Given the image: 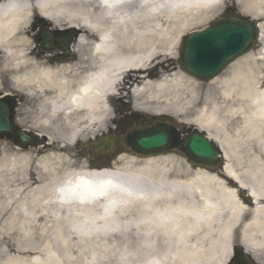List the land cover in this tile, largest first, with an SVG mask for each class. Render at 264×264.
Masks as SVG:
<instances>
[{
	"label": "bare ground",
	"instance_id": "1",
	"mask_svg": "<svg viewBox=\"0 0 264 264\" xmlns=\"http://www.w3.org/2000/svg\"><path fill=\"white\" fill-rule=\"evenodd\" d=\"M219 8L215 0H0V97H17V122L47 137L36 150L0 157V264L13 251V264H85L119 247L135 253L129 264H195L207 248L227 258L236 239L264 264V172L247 186L228 163L264 141L258 58L237 59L210 88L177 62L180 38ZM42 30L71 32L68 52L45 50ZM124 97L133 110L179 117L205 133L240 188L189 165L184 178H171L170 154L124 150L113 169L75 158V145L113 133V107ZM110 138L118 143L117 133ZM10 218L19 220L9 226L15 233L5 231ZM49 218L59 222L53 235L29 232Z\"/></svg>",
	"mask_w": 264,
	"mask_h": 264
},
{
	"label": "water",
	"instance_id": "2",
	"mask_svg": "<svg viewBox=\"0 0 264 264\" xmlns=\"http://www.w3.org/2000/svg\"><path fill=\"white\" fill-rule=\"evenodd\" d=\"M230 24L240 34L242 39L225 46H210L204 43L206 35L216 32L225 24ZM259 21L250 16L238 13H225L213 21L209 26L196 30L183 38L180 51L181 68L193 77L208 81L220 74L231 62L248 53L257 45L261 32ZM61 41V43H60ZM57 41L49 32L43 33V47L48 50L59 46L65 50L71 37ZM203 47V55L193 65L188 62L183 52L190 45ZM16 102L12 98L0 99V139H10L23 148L36 146L46 142V137L40 138L34 133L22 130L15 124ZM103 146L98 147L101 151H108L109 147L115 148L109 139H103ZM126 144L136 153L143 156L167 153L174 148L180 149L188 160L195 166L219 168L224 166V152L205 133L194 131L186 141H181L179 133L174 126L159 124L149 130H140L129 135L125 139ZM244 253H236L230 264H249L243 260ZM247 257L251 259L250 255ZM251 262L253 260L251 259Z\"/></svg>",
	"mask_w": 264,
	"mask_h": 264
},
{
	"label": "rangeland",
	"instance_id": "3",
	"mask_svg": "<svg viewBox=\"0 0 264 264\" xmlns=\"http://www.w3.org/2000/svg\"><path fill=\"white\" fill-rule=\"evenodd\" d=\"M221 2L222 3L220 4V8L216 11V13H212V14L207 15L206 20L203 23L199 24L198 26L193 27L185 35L191 33L194 30L201 29V28L207 26L213 19L218 17L221 13H223L227 8H230V7L235 8L237 11H239L243 15H249V16L255 17L256 19H258L262 23H264V0H221ZM259 11H261L262 13L260 12V14H257L256 12H259ZM261 30H262L263 37L261 38L259 45L254 50L251 51V52H253L254 56H256V58H258V63L260 64V69L257 70L258 74L264 73V27L263 28L261 27ZM40 36H41V33L38 35V37H40ZM182 38H183V36L180 38V46H181ZM246 55H244V56H246ZM179 58H180V50H179V55L177 57V61ZM240 58H242V57H240ZM174 65H176V64H174ZM259 71H261V72H259ZM195 80H197V79H195ZM210 81H208V82L201 81V82L206 83L208 88H210L211 87V85L209 84ZM14 99L17 103L20 102V100L15 96H14ZM18 106L19 105L17 104V109H18ZM133 107H134V100L132 99V97H130V98L124 97L122 102H119V103L116 102V104L113 107L114 114L116 115V118H115L114 122L112 123V126H113V129L115 130V132L118 131L119 124L126 117V115L129 114L130 112H137L143 116L141 118V120L143 122L142 124L138 123L135 125L133 121L130 122L127 126L124 127V129H121L120 137L122 135L127 136L135 128H146V127L155 126L158 123H169V124H172L173 126L176 127V129L181 134V139H183V136L187 134L186 133V129H187L186 127L192 125V124L188 123L187 120L184 121L183 119H181L179 117H175V116H172L169 114H162V115H155V114L151 115L150 114L149 115L146 113H142V112H138L136 110H133L134 109ZM17 109H16V119L15 120H16V123L19 124L17 122V120L19 119L20 113ZM145 119H147V120L145 121ZM239 125L241 126L242 123L239 122L238 126ZM262 125H264V124H262ZM21 127H23V128L26 127V129L28 127V130H29V129H31V124H27L26 126L21 125ZM261 132H262V129H261ZM109 135H110V133H109ZM95 141H97V140H93L94 143H95ZM263 142H254L253 145H247L246 144L242 147V150L245 149V151H248L249 148L252 149V147H254V149H255L254 153L245 154V153L241 152L237 156H231L229 159V162H228L229 166L234 170L235 173L238 174V176L241 178V180L244 181V183L247 186H252V185L254 186L257 183V181L255 179L260 178V171L263 170L262 172H264V143ZM122 145L124 146L123 142H122ZM92 146H93V144H91L88 141L84 142V143H79L72 148V154L75 156V158H78L79 160L82 161V160H84L83 158L85 156H87L88 154H90L92 152ZM4 149L5 150L10 149V151L16 150V148L14 147L12 142H9L8 140H0V157H2L4 155L3 154ZM36 149H37V147H29L28 149H23V150L25 152H28V151L36 150ZM41 149H44V148H41ZM122 150L120 149V150H118V152H120ZM43 152L44 151H41L40 154H43ZM114 154H117V152L113 151L112 155H114ZM131 154L136 156L137 158H141L138 155H135L134 153H131ZM168 154L175 156V159L177 162V168L175 170H173V172L171 173V175H170L171 178H184L185 176L183 174V171L187 169L188 165L193 169L195 168L188 162V160L184 157V155L180 151L174 150ZM157 156H166V155H157ZM117 165L121 166V164H117ZM207 170L210 172H213L212 169H207ZM217 175L219 177H221L222 179L228 181L230 186L235 187L237 189L240 188L239 183H237L233 179L229 178L225 173L219 172ZM244 192L247 195V191L244 190ZM248 198H250V197L248 196ZM140 202L141 201H139L137 203H140ZM60 215L61 214H58V212H57L55 214V217L57 216L58 218H61L62 215H61V217H60ZM14 221H16V222H14ZM12 223H19V220L17 218L8 219L6 224H5V231L7 230L8 232H13V230L9 227L10 225H12ZM58 225H59V222L49 218L48 221L38 222L37 227H39L40 229L39 228L35 229V228L31 227V228H29V232L33 231V230H36L37 232H41V228L43 227L45 229V232L51 236V235H53V233L56 232ZM15 232H16V230L13 233H15ZM73 233H75L76 235H81V236H85V237H88V234L90 235V233H85L82 231L73 232ZM107 234L114 236L117 233L109 230V232ZM237 245H241L240 241L238 239H236L235 243H234V246H237ZM234 246L230 250V254L228 255V257L227 258L224 257L223 259H221L217 255H215V253H213V251H211L209 248H207L203 251L205 253H203L202 255H199L198 257H195V259L198 260L195 264H222L223 261L227 263V261L232 256ZM16 254H17V252L13 251L10 254L11 257L8 258L6 261L4 260L6 262V264H13V260L16 259L15 258ZM134 255H135L134 252L123 251L121 249V247L110 248L107 251H97L96 253L91 255V257H85L84 263L86 264V261H88L89 264H129L128 260L131 257H133ZM76 256H78L79 258H82V260L84 258V256L81 257L79 254H77Z\"/></svg>",
	"mask_w": 264,
	"mask_h": 264
},
{
	"label": "snow or ice",
	"instance_id": "4",
	"mask_svg": "<svg viewBox=\"0 0 264 264\" xmlns=\"http://www.w3.org/2000/svg\"><path fill=\"white\" fill-rule=\"evenodd\" d=\"M240 39H242V37L235 28L230 24L225 23L216 32L206 35L204 43L210 46H225ZM202 55L203 47L194 44L188 45L183 52L184 58L193 65Z\"/></svg>",
	"mask_w": 264,
	"mask_h": 264
},
{
	"label": "flooded vegetation",
	"instance_id": "5",
	"mask_svg": "<svg viewBox=\"0 0 264 264\" xmlns=\"http://www.w3.org/2000/svg\"><path fill=\"white\" fill-rule=\"evenodd\" d=\"M87 160H90L94 166H103L109 163L110 158L104 155H91L87 158Z\"/></svg>",
	"mask_w": 264,
	"mask_h": 264
}]
</instances>
